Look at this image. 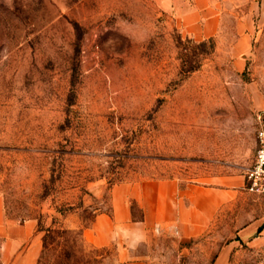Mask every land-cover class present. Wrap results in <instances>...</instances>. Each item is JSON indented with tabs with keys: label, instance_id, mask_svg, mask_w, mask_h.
<instances>
[{
	"label": "rangeland",
	"instance_id": "374dc122",
	"mask_svg": "<svg viewBox=\"0 0 264 264\" xmlns=\"http://www.w3.org/2000/svg\"><path fill=\"white\" fill-rule=\"evenodd\" d=\"M190 2L0 0V201L7 222L41 233L38 264H117L116 242L85 233L112 217L114 193L131 213L119 232L131 231L145 181L245 186L264 128V0H215L205 40L179 21ZM234 226L121 239L151 264H204ZM243 248L264 257V243Z\"/></svg>",
	"mask_w": 264,
	"mask_h": 264
},
{
	"label": "crops",
	"instance_id": "0c3cea01",
	"mask_svg": "<svg viewBox=\"0 0 264 264\" xmlns=\"http://www.w3.org/2000/svg\"><path fill=\"white\" fill-rule=\"evenodd\" d=\"M250 1L249 7L253 8L254 0ZM178 18L184 31L196 40L213 37L220 23L215 0H191L183 5ZM243 187V180L231 179H221L214 185L188 184L183 189L174 180L145 181L134 194L143 216L136 225H129L131 231H123L124 235L119 232L120 225L130 221L131 213L126 197L114 193L112 217L98 215L85 236L96 248L116 242L117 264H151L150 260L137 255L134 246H124L121 238L125 236L137 242L155 233L154 228L158 227L159 234L173 236L178 241L196 240L215 231L217 223H233L229 239L218 251H213L211 257L210 254L205 256L204 264H264L262 255L257 259L256 249L246 255L243 248H255L264 243V199ZM249 200L254 201L252 208L260 211L242 221L247 216ZM237 211L243 215L233 216ZM0 238L1 264H38L41 233L34 224L7 222L1 201Z\"/></svg>",
	"mask_w": 264,
	"mask_h": 264
},
{
	"label": "built area",
	"instance_id": "2783aa9c",
	"mask_svg": "<svg viewBox=\"0 0 264 264\" xmlns=\"http://www.w3.org/2000/svg\"><path fill=\"white\" fill-rule=\"evenodd\" d=\"M257 150L254 161L245 174V189L264 199V128L256 135Z\"/></svg>",
	"mask_w": 264,
	"mask_h": 264
},
{
	"label": "trees",
	"instance_id": "16d2710c",
	"mask_svg": "<svg viewBox=\"0 0 264 264\" xmlns=\"http://www.w3.org/2000/svg\"><path fill=\"white\" fill-rule=\"evenodd\" d=\"M205 45H206V43L203 42V43H200V44L198 45V47H199V49H200V48L204 47ZM195 70H196V68H195V69L188 70L187 73H189V72H193V71H195Z\"/></svg>",
	"mask_w": 264,
	"mask_h": 264
}]
</instances>
